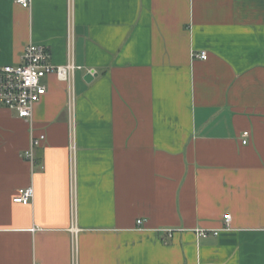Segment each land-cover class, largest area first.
<instances>
[{"label": "crops", "instance_id": "1", "mask_svg": "<svg viewBox=\"0 0 264 264\" xmlns=\"http://www.w3.org/2000/svg\"><path fill=\"white\" fill-rule=\"evenodd\" d=\"M30 42L81 68L0 106V264H264V0H0V65Z\"/></svg>", "mask_w": 264, "mask_h": 264}, {"label": "built area", "instance_id": "2", "mask_svg": "<svg viewBox=\"0 0 264 264\" xmlns=\"http://www.w3.org/2000/svg\"><path fill=\"white\" fill-rule=\"evenodd\" d=\"M23 7H30L33 0H14ZM194 56L202 59L208 58V52L202 50L200 52H193ZM81 68L73 61H69L64 65H56L51 62V51L43 44H36L30 42L24 49L22 61L17 64H3L0 65V106L11 110L16 116L30 120L33 116L35 105L47 93V80L50 75H55L57 79L68 84V93L70 104L75 102L74 89V75L75 71ZM92 74L96 70L90 71ZM47 79V80H46ZM32 137L30 147L25 150L24 156L32 163L35 162V149L42 145L46 139L45 134L36 136L32 128ZM242 142L248 143L250 137L249 131L243 132ZM35 195L33 186L21 188L16 196V201L23 204L32 202ZM143 220L139 219L138 224H142ZM230 217H227L225 228H230ZM171 236L175 231L174 228H165ZM221 229L213 231L218 235ZM196 232L200 236H208L210 231L204 228H197Z\"/></svg>", "mask_w": 264, "mask_h": 264}, {"label": "water", "instance_id": "3", "mask_svg": "<svg viewBox=\"0 0 264 264\" xmlns=\"http://www.w3.org/2000/svg\"><path fill=\"white\" fill-rule=\"evenodd\" d=\"M93 77H94L93 74L90 72V73H89V76H88L87 78H88V79H93Z\"/></svg>", "mask_w": 264, "mask_h": 264}, {"label": "rangeland", "instance_id": "4", "mask_svg": "<svg viewBox=\"0 0 264 264\" xmlns=\"http://www.w3.org/2000/svg\"><path fill=\"white\" fill-rule=\"evenodd\" d=\"M47 80V79H46Z\"/></svg>", "mask_w": 264, "mask_h": 264}]
</instances>
